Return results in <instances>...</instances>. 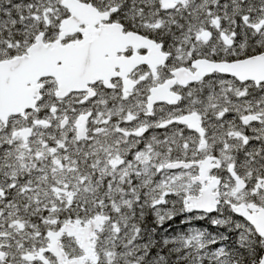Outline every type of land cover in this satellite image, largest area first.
Masks as SVG:
<instances>
[{
	"label": "snow or ice",
	"instance_id": "1",
	"mask_svg": "<svg viewBox=\"0 0 264 264\" xmlns=\"http://www.w3.org/2000/svg\"><path fill=\"white\" fill-rule=\"evenodd\" d=\"M0 264H264V0H0Z\"/></svg>",
	"mask_w": 264,
	"mask_h": 264
}]
</instances>
